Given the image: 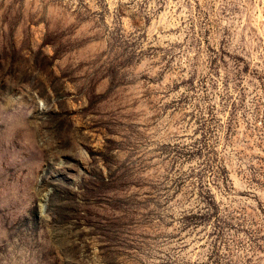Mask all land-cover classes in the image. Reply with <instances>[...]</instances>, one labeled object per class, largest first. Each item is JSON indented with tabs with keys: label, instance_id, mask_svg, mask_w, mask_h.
I'll use <instances>...</instances> for the list:
<instances>
[{
	"label": "rangeland",
	"instance_id": "1",
	"mask_svg": "<svg viewBox=\"0 0 264 264\" xmlns=\"http://www.w3.org/2000/svg\"><path fill=\"white\" fill-rule=\"evenodd\" d=\"M0 264H264V0H0Z\"/></svg>",
	"mask_w": 264,
	"mask_h": 264
},
{
	"label": "clouds",
	"instance_id": "2",
	"mask_svg": "<svg viewBox=\"0 0 264 264\" xmlns=\"http://www.w3.org/2000/svg\"><path fill=\"white\" fill-rule=\"evenodd\" d=\"M13 126L12 122H9L8 127L11 128Z\"/></svg>",
	"mask_w": 264,
	"mask_h": 264
}]
</instances>
